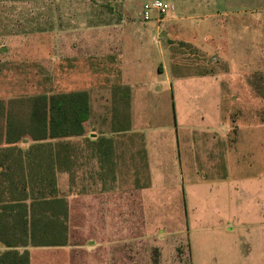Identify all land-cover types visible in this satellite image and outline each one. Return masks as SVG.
<instances>
[{"label": "crops", "instance_id": "0c3cea01", "mask_svg": "<svg viewBox=\"0 0 264 264\" xmlns=\"http://www.w3.org/2000/svg\"><path fill=\"white\" fill-rule=\"evenodd\" d=\"M177 1L180 11L204 13L205 18L255 10L235 8L236 0ZM185 3L193 4L186 9L181 5ZM170 25L186 30L193 41L211 39L216 48L230 43V56L224 59L231 63L229 70L219 73H188L187 67L177 62L181 57L169 49L170 64L146 63L169 78L174 117L166 123L153 121L164 113L153 97L151 100L147 82L137 81L133 72L127 74L123 69L129 64L124 55L118 75L104 77L94 87L97 93H104L100 107L92 103L91 87L77 89L89 93L90 116L84 122V133L69 138V150L56 148V139L37 140L29 134L16 140L9 137L6 112L2 109L8 100L0 98V256L18 254L27 258V263L23 259L22 264H34L37 254L40 264V250L51 248L69 253L73 249L71 221L82 215L88 264H115L114 257L117 264L123 263L127 247L130 250L151 242L166 246L185 237L172 224L173 212L175 206L178 210L182 204L187 205L190 188L202 197L212 189L217 197L240 193L257 206L244 214L250 211L254 217V213H259V227L264 230V173L255 175L251 169L257 162L256 148L264 147V122L239 112V108L251 107L247 97L239 100V92L252 90L247 81L239 84L243 73L236 62L247 61L246 55L239 57L237 48L231 47L248 44L244 40L253 34L249 31L252 25L247 20H221L208 25L203 22L201 26L183 21ZM200 28L206 32L197 37ZM145 52L148 51H142ZM136 60L140 65L141 60ZM11 108L14 111V106ZM56 158L61 165L69 166L71 195L67 197L55 195L60 188L55 175L60 172L62 177V168L53 165ZM49 167L54 177L51 185L46 181ZM47 199L59 200L54 207L56 217L66 219L67 215L68 244H41Z\"/></svg>", "mask_w": 264, "mask_h": 264}, {"label": "rangeland", "instance_id": "374dc122", "mask_svg": "<svg viewBox=\"0 0 264 264\" xmlns=\"http://www.w3.org/2000/svg\"><path fill=\"white\" fill-rule=\"evenodd\" d=\"M147 1L0 0V98L15 100L14 113L23 122L28 119L29 97L38 94L89 86L93 105L100 107L104 93H97L94 87L101 84L104 77L118 75L124 55L129 64L123 69L127 74L128 71L133 72L137 81L147 82L151 100L153 97L156 106L164 113L155 116L153 121L166 123L174 117L170 81L165 73H160L156 67L150 69L146 63L170 64L167 49L181 57L177 62L184 64L188 73H219L229 70L231 63L224 59L230 56V43L216 48L211 39L193 41L186 30L170 24L185 21L201 26L203 22L208 25L221 20H247L252 25L249 31L253 32L245 36L244 41L248 44L231 45L241 53L239 57L246 55L247 61L236 62L243 73L239 84L244 85L247 81L252 90L250 93L239 92V100L245 101L247 97L251 103L250 108H239V112L248 113L247 116L256 122H264V10L260 9L264 7V0H236L235 8H254V12L217 15V18H205L204 13L196 11L182 12L176 5H180L179 1L163 0L171 5L174 3V8L166 12L153 10L150 18L145 19L143 5ZM220 1L217 0L218 3ZM192 4L181 5L190 9ZM225 31L229 33V29ZM204 32L205 28L197 30V37ZM145 50L148 52L142 53ZM135 58H139L142 65L134 61ZM206 119L210 117L206 116ZM69 138L62 140L65 144L60 145V149L69 150ZM255 160L257 162L251 167L253 174L264 173V147L256 148ZM58 161L56 158L53 165L62 168V177L60 172L55 175L60 185L55 195L67 197L71 195L69 166ZM51 170L46 168L49 185L54 182ZM238 175L242 173L238 172ZM194 191L190 188L187 205L182 204L178 210L175 206L173 212L175 221L172 224L176 230L184 232L185 237L176 238V242L166 246L151 242L130 250L127 247L123 263L120 261L118 264H264V230L259 227L261 215L254 213L252 217L250 211L244 214L257 206L240 193L217 197L212 189L203 198ZM71 224L72 251L40 250V264H88L84 216H76ZM37 257L35 254L34 264H38ZM113 259L117 264L115 257Z\"/></svg>", "mask_w": 264, "mask_h": 264}, {"label": "trees", "instance_id": "16d2710c", "mask_svg": "<svg viewBox=\"0 0 264 264\" xmlns=\"http://www.w3.org/2000/svg\"><path fill=\"white\" fill-rule=\"evenodd\" d=\"M31 105L26 122L20 120L12 106L15 100L8 101L3 110L6 112V130L14 140L29 134L34 139H56L57 146H64V138L78 136L84 133V122L90 116V97L86 90H71L51 94H38L29 97ZM1 102V101H0ZM8 106V107H7ZM21 118V116H19ZM56 202L45 200L47 215L45 218V236L41 244L51 247L68 244L69 220L55 216ZM65 213V212H63ZM25 257L6 253L0 256V264H22ZM27 261V258L24 262ZM27 263V262H26ZM24 264V263H23Z\"/></svg>", "mask_w": 264, "mask_h": 264}, {"label": "built area", "instance_id": "2783aa9c", "mask_svg": "<svg viewBox=\"0 0 264 264\" xmlns=\"http://www.w3.org/2000/svg\"><path fill=\"white\" fill-rule=\"evenodd\" d=\"M171 8H173V5L164 2L163 0H149L143 5L144 18L149 19L151 16V11L153 10L158 12H166Z\"/></svg>", "mask_w": 264, "mask_h": 264}]
</instances>
